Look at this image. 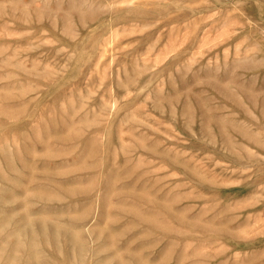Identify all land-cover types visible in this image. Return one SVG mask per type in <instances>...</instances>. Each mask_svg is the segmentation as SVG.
<instances>
[{
	"label": "rangeland",
	"instance_id": "rangeland-1",
	"mask_svg": "<svg viewBox=\"0 0 264 264\" xmlns=\"http://www.w3.org/2000/svg\"><path fill=\"white\" fill-rule=\"evenodd\" d=\"M55 263L264 264V0H0V264Z\"/></svg>",
	"mask_w": 264,
	"mask_h": 264
},
{
	"label": "bare ground",
	"instance_id": "bare-ground-1",
	"mask_svg": "<svg viewBox=\"0 0 264 264\" xmlns=\"http://www.w3.org/2000/svg\"><path fill=\"white\" fill-rule=\"evenodd\" d=\"M4 257V256H3ZM36 256H30L29 258H35ZM7 258V257H6ZM43 258V257H42ZM55 260H57L58 256H54ZM5 259V258H4ZM11 259V258H10ZM44 259V258H43ZM6 260V259H5ZM11 261V260H10ZM45 261V260H44ZM7 262V261H6ZM32 262V261H31ZM13 263V262H12ZM38 263V262H37ZM57 264V263H55Z\"/></svg>",
	"mask_w": 264,
	"mask_h": 264
}]
</instances>
